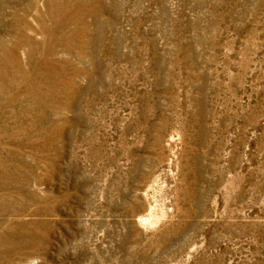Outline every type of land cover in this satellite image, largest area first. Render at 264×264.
<instances>
[{
	"label": "rangeland",
	"instance_id": "374dc122",
	"mask_svg": "<svg viewBox=\"0 0 264 264\" xmlns=\"http://www.w3.org/2000/svg\"><path fill=\"white\" fill-rule=\"evenodd\" d=\"M264 264V0H0V264Z\"/></svg>",
	"mask_w": 264,
	"mask_h": 264
},
{
	"label": "clouds",
	"instance_id": "9594fccd",
	"mask_svg": "<svg viewBox=\"0 0 264 264\" xmlns=\"http://www.w3.org/2000/svg\"><path fill=\"white\" fill-rule=\"evenodd\" d=\"M29 264H35V262L34 261H29Z\"/></svg>",
	"mask_w": 264,
	"mask_h": 264
}]
</instances>
